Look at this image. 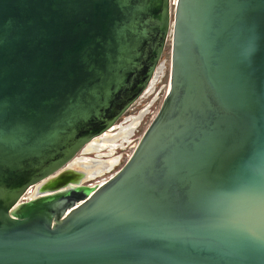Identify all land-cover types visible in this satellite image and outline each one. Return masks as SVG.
<instances>
[{
    "label": "water",
    "instance_id": "95a60500",
    "mask_svg": "<svg viewBox=\"0 0 264 264\" xmlns=\"http://www.w3.org/2000/svg\"><path fill=\"white\" fill-rule=\"evenodd\" d=\"M172 5L0 0V264H264V0ZM170 36L154 119L86 184Z\"/></svg>",
    "mask_w": 264,
    "mask_h": 264
},
{
    "label": "rangeland",
    "instance_id": "374dc122",
    "mask_svg": "<svg viewBox=\"0 0 264 264\" xmlns=\"http://www.w3.org/2000/svg\"><path fill=\"white\" fill-rule=\"evenodd\" d=\"M172 9H173V16H174V5L175 0H172ZM170 49H171V36L166 44L165 51L162 56V62L164 63V70L159 75L157 80L155 81L154 85L152 86V89L149 90L146 94L140 98L136 104L122 116L118 123V127L120 125H126L128 124L127 121H129V118L142 115L141 121L139 122L138 126L134 129L131 140L129 143H124L118 147L115 148L114 153L111 155L112 158L117 157L116 163L111 167L108 171L105 173L98 175L95 178L86 180V184L92 185L116 172H118L123 164L127 161L135 143L144 135L146 129L152 122V120L155 117V114L164 98L166 88H167V80H168V72H169V63H170ZM119 128L115 129L117 132ZM114 131V132H115ZM108 150H104L103 152H107ZM86 157H96L97 152H84L82 153ZM104 158H108L109 156L107 154L103 155ZM33 192V189L31 192H29V198L31 197Z\"/></svg>",
    "mask_w": 264,
    "mask_h": 264
},
{
    "label": "bare ground",
    "instance_id": "6f19581e",
    "mask_svg": "<svg viewBox=\"0 0 264 264\" xmlns=\"http://www.w3.org/2000/svg\"><path fill=\"white\" fill-rule=\"evenodd\" d=\"M172 15H173V9H172ZM159 73L157 74L152 86L159 77ZM141 118H142L141 114L138 116H134L130 119V121H128L129 123L127 122L128 124L120 125L118 127L119 130L116 133L114 134L107 133L105 136H102V138L96 139L93 142H91L89 145H87L85 150L87 152H91V151L97 152L96 154L97 157L86 158L87 160L80 159L75 165L80 171L84 172L85 179L95 178L98 175H101L106 171H108L111 167H113V165L116 163L118 158L117 157L112 158L111 155L114 153L116 147L124 143L130 142L131 135L134 129L138 126L139 122L141 121ZM106 149L108 151L103 152ZM104 154H107L109 157L104 158L103 157ZM36 195H37V189H33L32 197Z\"/></svg>",
    "mask_w": 264,
    "mask_h": 264
},
{
    "label": "flooded vegetation",
    "instance_id": "af4514ba",
    "mask_svg": "<svg viewBox=\"0 0 264 264\" xmlns=\"http://www.w3.org/2000/svg\"><path fill=\"white\" fill-rule=\"evenodd\" d=\"M131 118H132V117H131ZM131 118H129V121H130ZM127 122H128V121H127Z\"/></svg>",
    "mask_w": 264,
    "mask_h": 264
}]
</instances>
